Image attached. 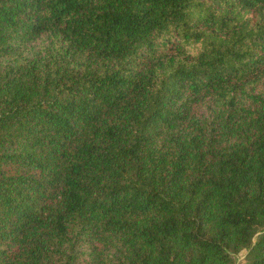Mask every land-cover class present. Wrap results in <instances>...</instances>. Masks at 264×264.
<instances>
[{
  "label": "trees",
  "instance_id": "obj_1",
  "mask_svg": "<svg viewBox=\"0 0 264 264\" xmlns=\"http://www.w3.org/2000/svg\"><path fill=\"white\" fill-rule=\"evenodd\" d=\"M264 264V0H0V264Z\"/></svg>",
  "mask_w": 264,
  "mask_h": 264
},
{
  "label": "rangeland",
  "instance_id": "obj_2",
  "mask_svg": "<svg viewBox=\"0 0 264 264\" xmlns=\"http://www.w3.org/2000/svg\"><path fill=\"white\" fill-rule=\"evenodd\" d=\"M244 255H245V251H241V252L235 257L236 264H239V263H242V262H243Z\"/></svg>",
  "mask_w": 264,
  "mask_h": 264
}]
</instances>
